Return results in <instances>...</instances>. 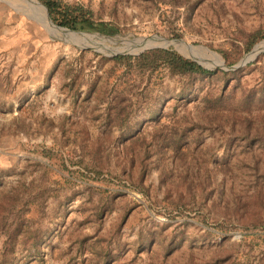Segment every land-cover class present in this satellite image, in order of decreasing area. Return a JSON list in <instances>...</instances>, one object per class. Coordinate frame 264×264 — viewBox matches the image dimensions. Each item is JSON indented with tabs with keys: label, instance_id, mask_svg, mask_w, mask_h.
<instances>
[{
	"label": "rangeland",
	"instance_id": "374dc122",
	"mask_svg": "<svg viewBox=\"0 0 264 264\" xmlns=\"http://www.w3.org/2000/svg\"><path fill=\"white\" fill-rule=\"evenodd\" d=\"M35 1L87 44L0 0V264H264V0Z\"/></svg>",
	"mask_w": 264,
	"mask_h": 264
},
{
	"label": "trees",
	"instance_id": "16d2710c",
	"mask_svg": "<svg viewBox=\"0 0 264 264\" xmlns=\"http://www.w3.org/2000/svg\"><path fill=\"white\" fill-rule=\"evenodd\" d=\"M45 6L47 7L49 14L52 20L60 26L69 27L71 29H90V30H100L102 32L105 31H113L107 23H96L87 18H79L77 15H73L66 8H60V5L55 4L51 0L43 1ZM251 46V44L249 45ZM118 59H127L128 61L134 59L136 61H145L148 64H153L156 62L164 64L173 74H196V75H213L215 71L206 70L201 67L196 62L184 58L179 55L176 51L172 49H151L147 50L136 57L132 56H118L114 58ZM115 116V117H114ZM109 114L107 119L109 122H115L114 120H119L120 118H125L122 113H118L116 115ZM113 118V119H112Z\"/></svg>",
	"mask_w": 264,
	"mask_h": 264
},
{
	"label": "bare ground",
	"instance_id": "6f19581e",
	"mask_svg": "<svg viewBox=\"0 0 264 264\" xmlns=\"http://www.w3.org/2000/svg\"><path fill=\"white\" fill-rule=\"evenodd\" d=\"M32 4H33V6L36 7V9L38 10V12L40 11V13H41V18H42L41 20H42V21H43L48 27H50V28L54 31V33H56L59 37H62V38H63L65 35H68L69 38H70V40L73 41V42H81V43L87 44V41H86L85 39L78 38V37H76L75 35H72V34L68 33L67 31L61 30V29H59L58 27H56L55 25H53L52 21L47 17L48 14H46L45 9H44L42 6H40L36 1L32 0ZM173 43H175L176 45H179V46H181V44H183V43H181V42H173ZM149 44L154 45V44H156V43H149ZM260 47H261V46H260ZM260 47H257V48L253 51V53H252L248 58L251 59L252 57H254L255 54L258 52V50H259ZM260 50H261V49H260ZM203 51H205V49H204ZM218 60H219V59H218ZM220 63H221V61H220ZM221 66H223V65H221Z\"/></svg>",
	"mask_w": 264,
	"mask_h": 264
},
{
	"label": "water",
	"instance_id": "95a60500",
	"mask_svg": "<svg viewBox=\"0 0 264 264\" xmlns=\"http://www.w3.org/2000/svg\"><path fill=\"white\" fill-rule=\"evenodd\" d=\"M141 41L144 43H161V44H165V43H171L172 41H169V40H165V39H162V38H159L157 36H153V37H150V38H143L141 39ZM161 44L159 45H155V46H150L148 48H155V47H159ZM250 58H248V56L244 59H242L237 65L231 67V69H236L238 68L239 66L247 63L249 61Z\"/></svg>",
	"mask_w": 264,
	"mask_h": 264
},
{
	"label": "crops",
	"instance_id": "0c3cea01",
	"mask_svg": "<svg viewBox=\"0 0 264 264\" xmlns=\"http://www.w3.org/2000/svg\"><path fill=\"white\" fill-rule=\"evenodd\" d=\"M35 1V0H34ZM30 3H31V5L33 6V4H32V0H30ZM35 7V6H34Z\"/></svg>",
	"mask_w": 264,
	"mask_h": 264
}]
</instances>
